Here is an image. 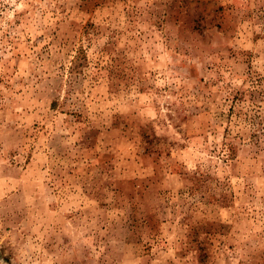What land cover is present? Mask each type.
<instances>
[{
  "label": "clouds",
  "instance_id": "obj_1",
  "mask_svg": "<svg viewBox=\"0 0 264 264\" xmlns=\"http://www.w3.org/2000/svg\"><path fill=\"white\" fill-rule=\"evenodd\" d=\"M0 264H264V0H0Z\"/></svg>",
  "mask_w": 264,
  "mask_h": 264
}]
</instances>
